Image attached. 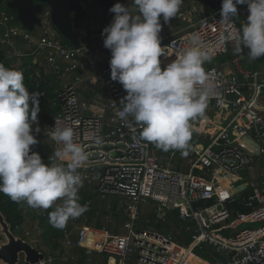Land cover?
I'll use <instances>...</instances> for the list:
<instances>
[{"label": "built area", "instance_id": "1", "mask_svg": "<svg viewBox=\"0 0 264 264\" xmlns=\"http://www.w3.org/2000/svg\"><path fill=\"white\" fill-rule=\"evenodd\" d=\"M10 1L0 3V63L11 68L30 59L38 65L36 79L42 71L57 84L54 118L62 127H73L76 141L89 157L79 171L83 186L97 201L86 199L82 205L87 211L61 228V245L82 249L86 259L81 264H93L95 254L103 258L102 264H186L172 257L170 247L148 237L151 234L170 246L185 248L180 236L186 234L191 243L198 241L192 253L206 245L214 254L222 255L223 259L214 264H264V174L254 167L256 157L244 152L258 150L257 158H264V114L255 109L264 88V72L242 69L239 56L229 60L235 69L228 73L212 63L236 49L234 37L247 21L248 5H237V16L225 22L221 11L205 15L202 7L184 0L173 17L185 24L183 33L171 38L162 26L159 35L165 56L160 58L161 68L189 46L193 34L199 36L210 55L204 68L210 85L208 104L216 113L218 129L203 139L204 144L189 146L187 155L174 150L163 157L160 149L139 138L141 126L132 116L121 119L118 115L127 93L111 79L110 66L99 65L95 59V54L109 50L104 47L103 21L96 0L77 2L82 10L74 29L78 48L62 45L48 6L37 15L39 26L28 31L3 7ZM120 1L135 13L132 0ZM92 69H98L96 77L88 76ZM85 91L90 97L81 96ZM54 118L46 129L38 120L40 138L36 134L35 145H42V138L50 141L51 148L45 151L51 152L50 156L60 146L51 138ZM247 136L255 145L245 139ZM180 164L183 171L177 169ZM243 172L254 177L244 181ZM38 210L45 218L51 208ZM172 213L176 214V225L169 232L150 229L167 223ZM117 217L124 218L123 235L108 229ZM244 225L254 227L238 231ZM15 230L31 237L23 224ZM47 262L49 258L42 264ZM202 262L208 264L204 259Z\"/></svg>", "mask_w": 264, "mask_h": 264}, {"label": "clouds", "instance_id": "2", "mask_svg": "<svg viewBox=\"0 0 264 264\" xmlns=\"http://www.w3.org/2000/svg\"><path fill=\"white\" fill-rule=\"evenodd\" d=\"M132 4L135 13L124 4L112 6L113 22L102 32L104 47L111 51V79L127 93L118 115L134 118L141 126V140L165 152L180 150L187 155L191 122L203 117L208 106L210 85L204 64L211 57L193 34L189 46L162 70L161 17L164 23L176 17L183 0H132ZM243 4L250 14L234 37L235 48L241 52L243 45L249 49L248 58L256 60L264 56V0H222L221 20L236 17L237 5ZM39 112L40 94L28 91L22 71L0 63V193L33 209H53L49 220L62 228L87 211L79 202L84 183L79 169L89 157L76 141L73 127H62L55 118L51 138L60 146L49 162L31 151L41 131Z\"/></svg>", "mask_w": 264, "mask_h": 264}, {"label": "water", "instance_id": "3", "mask_svg": "<svg viewBox=\"0 0 264 264\" xmlns=\"http://www.w3.org/2000/svg\"><path fill=\"white\" fill-rule=\"evenodd\" d=\"M1 1L2 0H0V3ZM96 2L100 7L105 21L110 25L113 22V18L109 9L115 5V2L111 0H96ZM192 2L201 4L203 8L215 12L221 11L222 8V0H192ZM43 6H48L51 9L53 28L59 36L66 39L74 48H78L80 43L73 28V21L77 15L82 13V10L75 0H11L7 4L8 8L16 12L18 21L28 31H33L35 26H39L40 22L37 15L41 13ZM241 49V52H237L236 49L232 50L231 55L246 57L248 60L255 63L264 61V56L256 60L249 59L247 56L249 49L242 45ZM259 102L261 104L264 102V88L261 91ZM261 114H264V110H262ZM245 139L255 145L250 137L247 136ZM244 152L248 156H259L258 150L255 153H251L247 149H244ZM0 224L8 228V233L11 236V225H8L1 212ZM8 233L5 238L9 240V243L6 240L0 243V264H20L21 254L24 255L22 262L25 264H42L45 262L46 259L42 253H39L21 238H16V240L13 237L11 238Z\"/></svg>", "mask_w": 264, "mask_h": 264}, {"label": "trees", "instance_id": "4", "mask_svg": "<svg viewBox=\"0 0 264 264\" xmlns=\"http://www.w3.org/2000/svg\"><path fill=\"white\" fill-rule=\"evenodd\" d=\"M111 1L115 2V4L120 3L123 5V3L120 0H111ZM187 1H189V0H187ZM75 2L77 3L78 0H75ZM7 4L8 3H4L3 7L6 10H8L9 12L13 13L15 16H17V14L14 10H11L10 8L7 7ZM97 5H98V3H97ZM204 13L210 14V13H215V11L204 8ZM111 16L114 19L115 13L111 12ZM80 18H81V15L79 14L74 19V21H73V28L74 29L76 27V23H77L78 19H80ZM101 18H102L103 23L106 25V27L109 26L108 23L105 21L102 13H101ZM58 37H59L63 46H66L69 48L73 47L63 37H61L59 35H58ZM232 58H233V55L228 54V55L223 56L221 58H217L216 61L218 64H223L225 62H228ZM3 65H6V63H3ZM37 67H38V65L31 62L30 59H25L21 62V64L18 67L13 66L11 68L22 71V73L24 75L25 86L27 87V89L30 93H39L40 94V112L38 114V117H39L38 119H39L40 126L42 128L46 129L51 124L53 116L57 114V109L53 108V105H52L53 100H54V91H53V87L49 84L52 79L49 76L45 75L42 71L40 72L41 73L40 79L39 80L36 79L35 71H36ZM199 138H201V137L194 134V132H193L192 138L189 142V145L197 143ZM36 152L39 153L43 159H47L49 157L48 154L42 153V149L40 147H37ZM79 197H80L79 202L81 205L84 203V201L86 199L92 198L89 190L85 191L82 188L79 191ZM235 208L241 212L245 211L244 208H242L240 205H235ZM0 211L4 215V217L6 218L7 223H9L11 225L12 230L15 231V226H20L23 224L22 210H21L19 203L13 201L10 197H8L7 195H4L3 193H0ZM50 212H51V210H49L47 212L45 218L42 217V215H40V216L43 218V220H45V219L48 220ZM170 218H172V222L175 225L176 224V214L172 213ZM60 233H61V228H60V232H59V237H60ZM42 236L47 237L45 232L43 233ZM185 238H187V239L184 240ZM180 239L182 240L181 245L184 246L185 248L186 247L187 248L193 247L190 244L191 241H190V239H188V236L186 234H182L180 236ZM183 240L186 241L185 245L183 244ZM178 248L184 249L181 247H178ZM194 251H195V255L197 257L198 256L201 257L208 264H214L216 260L223 259L222 255L214 254L212 252V250L206 245H201L200 247L196 248ZM71 252H72L71 253L72 255L69 258H66L65 260L62 259L63 253L60 252L58 254V257L56 258L55 264H72V262H76V264H81L86 259V256L84 255V252L82 249H78V248L73 247L71 249ZM75 253L79 254V255L74 257V255H76Z\"/></svg>", "mask_w": 264, "mask_h": 264}, {"label": "rangeland", "instance_id": "5", "mask_svg": "<svg viewBox=\"0 0 264 264\" xmlns=\"http://www.w3.org/2000/svg\"><path fill=\"white\" fill-rule=\"evenodd\" d=\"M187 3H195L197 6L202 7L201 4H198L196 2H192V0L188 1ZM204 10V8H202ZM207 15V14H205ZM195 20V19H194ZM241 57V58H240ZM2 58V53L0 51V60ZM240 59V63L239 65L241 66L242 69H259V70H264V61L263 62H259V63H255V62H251L250 60H248L246 57H242L239 56ZM213 63H216L215 61ZM218 65V64H216ZM5 66V65H4ZM52 87H53V91L57 90V84L54 81H50L49 83ZM53 108H56V105L53 104ZM55 117V115L53 116V118ZM39 118V117H38ZM52 118V121H53ZM39 120V119H38ZM206 121V123H214L216 124L217 120H216V113L213 110V107L211 104H208L205 114L203 117H198L197 119H195L194 121H192V127L194 128V125L198 122V121ZM52 124V122H51ZM50 124V125H51ZM50 125L48 127H50ZM47 127V128H48ZM195 129V128H194ZM196 130V129H195ZM194 132V131H193ZM198 133V132H197ZM194 132V134H197ZM41 134L37 135V138H40ZM201 138L198 139L197 143H205L203 139L208 138V134L207 133H202ZM42 145L39 143L38 145H33L30 146L31 147V151L36 152L37 147H40L42 149V153H45L46 148L49 149L51 148V143L49 140L43 139L41 140ZM191 146V145H189ZM51 150V149H50ZM174 150H169L168 152H172ZM165 152V151H163ZM50 154H52L51 152H49ZM49 155V157H51ZM166 156V155H165ZM48 157V158H49ZM47 158V160H48ZM43 159V158H42ZM180 168V171H183V164H180L177 169ZM83 190L87 191L88 189L83 186L82 187ZM91 199H93V201H97L94 197H92ZM21 210H22V216H23V228L24 230L26 229V231L29 232L30 234V238H25L24 237V231H14L11 229L10 234L8 233V228L4 227L0 224V243L4 242L6 240L5 236L8 235L12 238H21L24 242H26L28 245H30L32 248H34L35 250H37L39 253H42L45 257V259L47 260L48 258L50 259V262L46 263V264H55L56 263V258L58 257V254L60 252L63 253L62 258H69L72 254L71 249L70 250H66L60 243V237H59V232H60V228L57 227H53L52 223L50 222V220H43V218L40 216L39 210L38 209H33L31 207H29L27 205L26 202L24 201H20L18 202ZM53 209H51L52 211ZM149 211V209L146 210V212ZM1 212V211H0ZM2 214V213H1ZM3 218L4 215L2 214ZM6 219V218H5ZM118 220V218H117ZM3 221V220H2ZM68 222V221H67ZM117 225H112V224H108V229L110 232H112L115 235H123L124 234V230L122 229V220H118L117 223H115ZM8 225H10L8 223ZM66 225V224H65ZM176 225V224H175ZM172 226H174V223L172 222V218L169 217V220L167 223H164L158 227L154 226L153 228H150L152 231H157L159 233H164V232H169L170 228H172ZM260 226V225H258ZM253 225H244L241 226L239 228L238 231H241L243 229L246 228H253ZM142 228H146V226L142 227ZM45 232L47 237H43V233ZM187 238H185L184 240H186ZM189 239V238H188ZM14 240V241H15ZM19 240V239H18ZM183 240V244H186V241ZM9 243V240H6ZM13 241V242H14ZM76 254V253H75ZM79 254L74 255L78 256ZM24 258V255H20V263H22V260ZM61 260V259H60ZM60 262V261H59ZM72 264H76V262H72Z\"/></svg>", "mask_w": 264, "mask_h": 264}, {"label": "crops", "instance_id": "6", "mask_svg": "<svg viewBox=\"0 0 264 264\" xmlns=\"http://www.w3.org/2000/svg\"><path fill=\"white\" fill-rule=\"evenodd\" d=\"M101 20H102V18H101ZM160 22H161L162 26L165 27L168 35L171 38L174 37V36H178L179 34L183 33V31L185 30V24H182L181 22L176 21L173 18H171L168 23H164L163 18L161 17V21ZM105 27H106V25L103 23V29ZM94 56H95V59L99 62L98 63L99 65H102L103 64V65H106V66H110V59H111V51L110 50H108L104 54L97 53ZM233 56H235V55H233ZM214 61L216 63H213ZM214 61H212L213 64H218L216 60H214ZM218 67H220L222 69V71L225 72V73H228L230 71H234V69H235V67L233 66V64L230 61L225 62L223 64H218ZM256 70H258L260 72H264V70H259V69H256ZM97 74H98V69H92L89 72L88 76L89 77H96ZM83 88H86V87L85 86L84 87H81V89H83ZM87 92L88 91L82 92L81 93V96L82 97H85V98L90 97V95ZM263 110H264V102H263ZM199 122H202V123L206 124L207 126H212L213 127V130H212L211 133H213L216 130L215 126L212 123H206V121H203V120L202 121H198L197 123H199ZM196 124L194 125V128H195ZM211 133H207V134H211ZM160 153L164 157V155L167 154V153H169V152L168 151L167 152H163V150H161ZM254 167H255V169H256L257 172H260V173H263L264 174V158H262V157L257 158L256 157L255 158ZM241 177L244 179V181H247V180L253 178L254 177V174L247 173V172H243L241 174ZM225 180L228 181L229 178L227 177V178H225ZM260 180H262V179H260ZM117 218H118V220H120V219L122 221L124 220L123 217H117ZM118 220L116 219V222L115 223H117ZM112 225H117V224H112ZM66 250H70V249H66ZM199 258H201V257H199ZM62 259H64V258H62ZM92 263L93 264H102L103 263V258L100 255L95 254V255H93Z\"/></svg>", "mask_w": 264, "mask_h": 264}, {"label": "bare ground", "instance_id": "7", "mask_svg": "<svg viewBox=\"0 0 264 264\" xmlns=\"http://www.w3.org/2000/svg\"><path fill=\"white\" fill-rule=\"evenodd\" d=\"M255 109L256 110H263V104H261L258 100L255 104ZM212 124L215 126L216 130L212 132L213 130V127L212 126H207L206 124L202 123V122H199L196 124L195 126V129L196 131L201 134V133H211V134H208V135H213L218 129L216 127V125L212 122ZM229 178V177H228ZM150 239L152 240H155L157 241L158 243L160 244H164V245H167L168 247H170L172 249V257L173 258H176L180 261H186V264H203L202 262V259L197 257L194 253H192V250H193V247L196 246V243L198 242H193L191 243V245L193 247H190V248H184V249H180L176 246H173V245H169V244H166L163 240L159 239V238H156L155 236H152L151 234H149L148 236ZM113 263V261H111Z\"/></svg>", "mask_w": 264, "mask_h": 264}]
</instances>
